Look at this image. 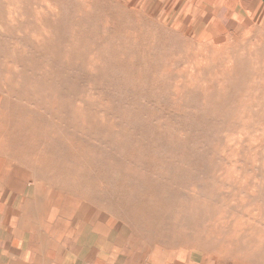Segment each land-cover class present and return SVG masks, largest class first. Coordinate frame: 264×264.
Wrapping results in <instances>:
<instances>
[{"label":"rangeland","instance_id":"1","mask_svg":"<svg viewBox=\"0 0 264 264\" xmlns=\"http://www.w3.org/2000/svg\"><path fill=\"white\" fill-rule=\"evenodd\" d=\"M257 1L0 0V163L34 217L128 264H264Z\"/></svg>","mask_w":264,"mask_h":264},{"label":"crops","instance_id":"2","mask_svg":"<svg viewBox=\"0 0 264 264\" xmlns=\"http://www.w3.org/2000/svg\"><path fill=\"white\" fill-rule=\"evenodd\" d=\"M257 2L264 20V0ZM5 169L0 163V264H128L102 223H78L61 232L50 229L45 217H34L18 190L23 184Z\"/></svg>","mask_w":264,"mask_h":264}]
</instances>
